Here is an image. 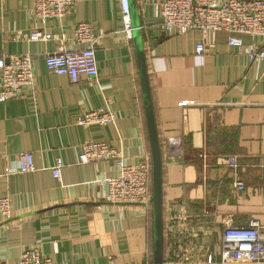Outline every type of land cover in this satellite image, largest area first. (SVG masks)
Returning a JSON list of instances; mask_svg holds the SVG:
<instances>
[{"label":"crops","instance_id":"1","mask_svg":"<svg viewBox=\"0 0 264 264\" xmlns=\"http://www.w3.org/2000/svg\"><path fill=\"white\" fill-rule=\"evenodd\" d=\"M163 1L135 0L162 159L165 257L169 220L181 213L187 220L179 221L175 239L211 251L221 243L224 222L245 225L254 218L264 225V58L251 62L223 31L207 37L196 54L199 30L161 29ZM34 5L0 0V55L29 53L34 70L30 88L0 103V165L30 152L35 166L0 177V197H9L12 211L0 222V264H17L21 249L34 243L54 264H148L151 205L107 201L106 186L96 179L117 175L118 167L112 161L79 163L89 139L119 149L127 164L145 155L151 160L136 53L123 29L120 1L80 0L44 23ZM78 23L90 25L97 37L98 76L72 83L49 72L45 56L61 42L76 46ZM38 28L52 38L17 36ZM239 37L243 48L259 45L256 37ZM101 107L113 111V124H76L83 112ZM228 157H235V170ZM57 159L59 178L52 173Z\"/></svg>","mask_w":264,"mask_h":264},{"label":"built area","instance_id":"2","mask_svg":"<svg viewBox=\"0 0 264 264\" xmlns=\"http://www.w3.org/2000/svg\"><path fill=\"white\" fill-rule=\"evenodd\" d=\"M80 0H34V12L40 23L51 17H63L77 5ZM125 34L132 38L130 9L128 0H119ZM162 18L160 27L165 32L175 31L184 34L190 29L199 30L203 39L196 44V54H202L208 40L206 38L218 31L229 34L228 44L238 52L248 55L251 62L264 58V0H164L159 4ZM246 34L259 39L258 46L243 48L239 35ZM31 41H47L52 38L49 32L40 28L27 36L17 35ZM76 46H66L63 42L55 51L46 54L45 65L49 72L64 75L70 82L76 83L82 76L96 79L98 76L95 60V43L97 37L87 23H78L73 30ZM34 84V70L31 55H0V103L21 96L26 88ZM116 120L109 108L86 111L76 120V124L107 125ZM112 161L118 167L117 175H108L96 179L106 186V200L112 203H138L149 205L151 192V160L142 156L137 163L127 164L119 149L103 140L85 141L79 153V163ZM228 165L234 170L238 164L235 157H228ZM62 162L56 160L52 169L53 176L59 178ZM35 170L33 155L21 152L15 163L0 165V177ZM237 190L244 188L240 180L234 182ZM12 216L8 196L0 197V222ZM176 225L173 224L177 221ZM184 213L170 218L166 239L168 249L163 257V264H264V225L252 218L245 225L224 222L221 243L217 249H205L203 246L188 243L182 245L175 239L178 235L179 221H185ZM198 233L195 232V236ZM164 255V254H163ZM17 264H54L45 257L38 245L24 246Z\"/></svg>","mask_w":264,"mask_h":264},{"label":"water","instance_id":"3","mask_svg":"<svg viewBox=\"0 0 264 264\" xmlns=\"http://www.w3.org/2000/svg\"><path fill=\"white\" fill-rule=\"evenodd\" d=\"M132 38L137 61V73L146 117L151 156V197L152 213V264H163V204H162V159L156 131L152 99L148 82L147 67L143 49L140 23L135 0H128Z\"/></svg>","mask_w":264,"mask_h":264},{"label":"trees","instance_id":"4","mask_svg":"<svg viewBox=\"0 0 264 264\" xmlns=\"http://www.w3.org/2000/svg\"><path fill=\"white\" fill-rule=\"evenodd\" d=\"M150 178H151V175H150ZM150 182H151V179H150ZM150 192H151V187H150ZM151 216H152V214H151ZM152 262H153V259H152V244H151V247H150V256H149V263L148 264H152Z\"/></svg>","mask_w":264,"mask_h":264}]
</instances>
